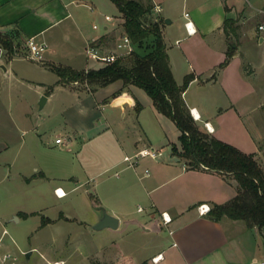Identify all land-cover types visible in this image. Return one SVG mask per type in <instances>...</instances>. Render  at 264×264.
<instances>
[{
  "label": "crops",
  "instance_id": "crops-1",
  "mask_svg": "<svg viewBox=\"0 0 264 264\" xmlns=\"http://www.w3.org/2000/svg\"><path fill=\"white\" fill-rule=\"evenodd\" d=\"M148 1L151 15L162 21L161 35L174 81L180 85L184 76L194 75V79L182 93V99L190 115L191 111L197 115L195 119L192 115L191 117L201 131H206L207 125L211 129L210 135L228 144L214 135L217 129L211 120L218 121V111L231 108V101L227 103L221 95L224 92L233 94L237 91L231 76L238 66H241L239 69H243V59L246 60V68L253 74L264 72L262 52L264 31L258 30V26L264 24V0ZM139 2L144 3L145 0ZM177 4L182 8L179 17L173 13ZM154 5L160 7L159 13L153 12ZM184 13H188V18L193 24L194 33L191 35H187L184 30L186 21ZM96 14L97 9L90 0H0V35L15 34L18 37L13 54H8L0 48L4 52V55L0 54V66L4 67V71L7 68L12 71L13 61L23 57L19 46L24 45L25 40L32 37L37 42H43L47 49L42 62L29 61L30 63L51 73H53L49 68L51 65L65 66L77 71L92 69L93 63L96 62L85 59L83 54L85 46L95 42L102 52H108L123 34L120 16L115 18V23L112 18L105 21L106 15H103L101 32H98L95 24L84 27L80 15L91 16L94 19ZM224 19L233 20L234 25L238 27L237 39L229 36L233 41L237 40V45L228 64L212 79L211 76L223 61L229 45V38L222 29ZM93 25L96 29L92 28ZM173 25L179 30L180 35L170 41L168 35ZM240 42L246 43L245 53L240 51ZM254 42L257 43L258 50L253 49ZM251 49L254 51L253 56L250 54ZM177 50L179 54L176 53ZM5 55L6 60L3 61ZM78 63L82 65L76 67ZM56 82L55 75L54 85L58 86ZM51 88L50 86L47 89V94ZM68 89L78 99H83L84 104L83 111L77 115L78 122L68 125L71 130L85 133L88 137L81 141L79 151L85 145L91 144L92 149H97L102 155L100 159L102 166L98 167L97 173L93 176H99L109 168L121 166L124 164L122 160L125 156H132L144 147H152L148 134L139 123L145 107L151 109L159 125L164 124L167 119L157 113L146 94L134 86L122 88L120 82H114L94 91ZM222 102H225L227 107L214 112L216 106H223ZM103 106L110 108L109 114H112L111 109L117 110L122 120L127 119L131 122V129L127 125H118L114 128L106 119L104 123L99 121L97 123ZM241 119L242 115L239 114L240 123ZM34 129L33 134L38 136V130ZM130 132L136 135V139L129 136ZM65 136H68V132L62 137L68 142L66 146H62L66 148L73 142ZM178 136L177 130L176 139L167 142L169 152L166 153L163 148H156L161 151L158 159L144 157L138 159L135 164V170L136 167L139 168V173L136 174L134 171L137 177L134 191L147 210L145 216L138 218L139 222L128 210V204L133 202L135 195L129 197L128 194L121 192L125 189L126 181L116 184L117 187L97 188L100 197V202H97L106 204L104 206L107 214L118 221L116 229L110 230H118L120 226L125 230L126 226L131 225L134 226L133 230L139 227L143 234L154 233L153 243L137 245L130 242L122 247L116 246L113 254L105 260L119 258L130 264H264V240L260 230L256 227H247L241 220L227 217L210 219L207 214H198L197 207L201 204H206L210 208L232 199L236 194V184L232 179L213 171L186 168L180 158L172 152V146L179 148ZM93 143L95 145H92ZM231 146L240 150L235 145ZM251 154L261 164L256 153ZM98 162L99 160L94 163ZM128 168L126 164V168L123 167L121 170L126 171ZM133 168L129 169L134 170ZM35 171L38 173L37 169ZM45 175V171L41 170L38 178L45 179ZM82 179L83 182H88L90 178L85 174ZM25 181L29 182L27 179ZM56 189L62 190L58 185L53 187V191ZM161 213L170 217V223L166 226L161 224ZM100 217L101 214L93 224ZM161 229L167 238L159 236ZM154 257H157L155 261Z\"/></svg>",
  "mask_w": 264,
  "mask_h": 264
},
{
  "label": "rangeland",
  "instance_id": "rangeland-1",
  "mask_svg": "<svg viewBox=\"0 0 264 264\" xmlns=\"http://www.w3.org/2000/svg\"><path fill=\"white\" fill-rule=\"evenodd\" d=\"M90 1L94 3L97 14L94 19L80 15L84 27L95 24L101 32L103 15L113 20L120 16L109 0ZM173 13L176 17L181 16L179 4ZM171 30L168 39L173 41L180 34L174 25ZM239 45L241 53H245L246 43L240 42ZM257 46L254 42L253 49L258 50ZM19 51L23 56L27 54L25 45H20ZM176 53L179 54L178 50ZM245 63L243 59V69L235 66L231 76L237 91L221 95L227 103L231 101V108L218 111V121L212 119L211 123L217 129L215 136L244 153H256L264 165V72L253 74ZM81 65L78 63L76 67ZM93 66L94 70L101 64L93 63ZM219 72L220 69H215L212 75L217 77ZM54 82L53 73L24 57L13 61L12 71L0 68V236L3 230L6 232L2 243L16 257L17 264H130L124 259H105L113 254L116 246L122 247L130 242L137 245L153 243L154 233L143 234L139 227L133 230L131 225L125 230L121 226L118 230H94L93 222L102 211L106 212V204L97 202L100 200L97 188L117 187L116 184L122 181L127 184L121 192L129 197L135 195L133 202L128 204V210L137 222L140 216H145V204L134 191L139 168L122 171L121 168H126L124 163L93 176L102 166L101 152L92 149L91 144L79 151L81 141L88 137L69 128L78 122L77 115L83 111L84 104L83 99H78L68 88L82 91L87 87L77 84L62 87L54 85ZM50 86L52 88L47 94ZM41 97L45 100L39 108ZM226 107L224 102L223 106H216L214 112ZM111 110L112 114H109L110 108L103 106L97 123H104L106 119L114 128L127 125L131 129L129 120H122L117 110ZM239 114L242 115V123L238 121ZM165 120L159 125L151 109L145 107L139 123L148 134L152 147L163 148L167 153V142L176 139L177 129L170 120ZM34 128L38 130V136L33 134ZM67 132L65 137L73 143L59 149L54 140ZM129 136L136 139L133 132ZM97 160L99 162L94 163ZM41 170L46 173L45 179L38 178ZM85 174L90 178L88 182H83ZM56 185L63 190L64 196L56 197L53 191ZM159 236L167 238L163 229Z\"/></svg>",
  "mask_w": 264,
  "mask_h": 264
},
{
  "label": "trees",
  "instance_id": "trees-1",
  "mask_svg": "<svg viewBox=\"0 0 264 264\" xmlns=\"http://www.w3.org/2000/svg\"><path fill=\"white\" fill-rule=\"evenodd\" d=\"M109 1L120 14L122 33L130 39L134 50L112 64L86 72L51 65L49 68L57 77L56 84L68 86L76 82L87 87L82 90L94 91L120 82L122 88L134 86L142 90L157 113L169 119L178 130L179 148L172 146V152L186 168L213 171L235 182V196L222 204L211 206L208 217L241 220L247 227L260 230L264 240V166L253 154L243 153L199 129L182 99V93L194 75L184 76L180 85L174 81L161 35L162 21L151 15L149 1ZM222 29L229 38V45L216 70L228 64L237 45V40H232L238 37V27L234 21L224 19ZM17 38L15 34L0 35V48L13 54Z\"/></svg>",
  "mask_w": 264,
  "mask_h": 264
},
{
  "label": "built area",
  "instance_id": "built-area-1",
  "mask_svg": "<svg viewBox=\"0 0 264 264\" xmlns=\"http://www.w3.org/2000/svg\"><path fill=\"white\" fill-rule=\"evenodd\" d=\"M153 12L159 13L160 7L158 5L153 6ZM183 17L185 18L184 22V30L187 35H191L194 33V28L192 22L189 20L188 13H184ZM105 21H109L110 17L104 16ZM93 29H96V26H92ZM258 30L264 31V24H261L258 26ZM178 42H176L177 44ZM25 48L27 50V54L23 56L25 59L33 62H42L44 53L47 49L46 45L43 42H37L34 38H28L24 42ZM134 50V46L132 45L130 39L125 35L122 34L117 41L114 43V46L111 50L108 52H102L97 45H95V42L89 43L85 46L83 50L84 57L87 61L96 62L98 64H101V66L112 64L115 60L118 58H121L123 56H126L130 54ZM2 53V50L0 49V54ZM88 69H85L86 72ZM76 85L77 83H72ZM192 117L195 119L197 118V115H195L191 111ZM206 131L209 133L211 132V129L205 125ZM54 143L58 146H66L68 144L66 139H63L62 137H58L54 140ZM161 156V151L159 149L153 148V147H144L140 150H138L135 154L132 156H125L123 157V162L127 164V167L133 168L135 167V164L138 159L140 158H150V159H158ZM145 175H147V172H145ZM57 189L54 191L55 195L57 194ZM210 208L206 204H201L197 207V212L199 215H206L209 212ZM161 224L163 226H166L170 223V217L165 214L161 213ZM170 233V232H169ZM6 235L5 230L1 232L0 236V264H17L16 257L8 251L5 246L2 243V237ZM158 257V256H157ZM157 257L153 258V261L157 259ZM55 264V263H54ZM263 264V263H261Z\"/></svg>",
  "mask_w": 264,
  "mask_h": 264
},
{
  "label": "water",
  "instance_id": "water-1",
  "mask_svg": "<svg viewBox=\"0 0 264 264\" xmlns=\"http://www.w3.org/2000/svg\"><path fill=\"white\" fill-rule=\"evenodd\" d=\"M0 68L2 70H4L3 66H0ZM44 97L40 98V102H39V108L42 107L43 103H44ZM117 219L109 214H107L105 211H102L101 213V217L100 219L93 225V229L94 230H101L104 228H108V229H116L117 227Z\"/></svg>",
  "mask_w": 264,
  "mask_h": 264
},
{
  "label": "bare ground",
  "instance_id": "bare-ground-1",
  "mask_svg": "<svg viewBox=\"0 0 264 264\" xmlns=\"http://www.w3.org/2000/svg\"><path fill=\"white\" fill-rule=\"evenodd\" d=\"M57 191H58V193H57L58 196H61V197L64 196V193H63L62 190H58V189H57ZM57 191H56V192H57ZM55 264H60V263H55Z\"/></svg>",
  "mask_w": 264,
  "mask_h": 264
}]
</instances>
